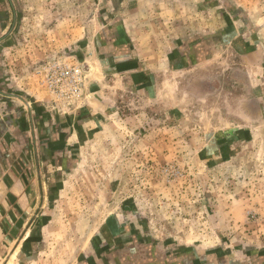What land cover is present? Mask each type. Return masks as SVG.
Instances as JSON below:
<instances>
[{
    "label": "rangeland",
    "instance_id": "374dc122",
    "mask_svg": "<svg viewBox=\"0 0 264 264\" xmlns=\"http://www.w3.org/2000/svg\"><path fill=\"white\" fill-rule=\"evenodd\" d=\"M209 10L219 36L234 20L247 29V39L259 36L264 46V34L255 33L264 24V0H224ZM45 22V16L42 23L28 20L11 34L5 57L10 93L54 114L76 115L85 107L87 141L63 193L48 203L58 207L48 217L54 225L48 236L58 246L40 248L38 264H90L145 244L182 258L227 241L236 245L244 233L237 215L246 204L264 202L257 198L264 192V135L252 132L264 130V119H254L261 107L254 88L245 87L260 62L233 55L226 43L204 66L159 79L150 72L144 86L127 85L118 75L98 82L92 56L61 36L71 26L57 25L59 38L45 33ZM233 43L245 49L242 38ZM198 76L210 84H199ZM245 217L257 219L250 209Z\"/></svg>",
    "mask_w": 264,
    "mask_h": 264
},
{
    "label": "crops",
    "instance_id": "0c3cea01",
    "mask_svg": "<svg viewBox=\"0 0 264 264\" xmlns=\"http://www.w3.org/2000/svg\"><path fill=\"white\" fill-rule=\"evenodd\" d=\"M219 2L224 5V0H0V264H38L40 248L58 246L48 236L54 231L48 217L53 219L58 207L48 203H55L63 193L76 166V152L87 141L85 107L76 115L54 114L38 101H24L10 93L5 57L13 32L27 27L28 20L29 24L42 23L45 16L47 35L59 33L67 44L77 41L82 44L80 53L92 56L91 70L98 82L118 75L127 85L142 86L150 72H159V79L160 73L165 76L185 67L204 66L218 46L227 43L233 55L260 62L255 64L254 80L245 87L254 88V102L261 107L254 119L261 122L263 41L259 36L254 42L247 39V29L234 20L221 28L222 35L215 33L209 9ZM201 8L205 9L203 17L197 12ZM59 24L71 29L61 30V35ZM257 28L255 33L264 34V24ZM239 38L244 40V50L233 43ZM208 78L198 76L197 82L208 85ZM252 132L264 135L261 128ZM259 193L257 198L264 201V192ZM252 204L244 205L237 215L244 233L236 245L227 241L221 247L190 250L183 258L157 245H137L111 251L104 258L97 256L90 264H264V202ZM249 209L257 215L254 223L245 217Z\"/></svg>",
    "mask_w": 264,
    "mask_h": 264
},
{
    "label": "built area",
    "instance_id": "2783aa9c",
    "mask_svg": "<svg viewBox=\"0 0 264 264\" xmlns=\"http://www.w3.org/2000/svg\"><path fill=\"white\" fill-rule=\"evenodd\" d=\"M59 70H61V76L64 77L66 75V73L64 72V70L62 68L57 67Z\"/></svg>",
    "mask_w": 264,
    "mask_h": 264
}]
</instances>
